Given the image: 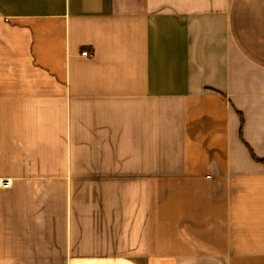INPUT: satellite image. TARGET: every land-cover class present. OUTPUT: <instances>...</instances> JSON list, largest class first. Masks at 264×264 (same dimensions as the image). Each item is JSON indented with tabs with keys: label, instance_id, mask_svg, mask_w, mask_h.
<instances>
[{
	"label": "crops",
	"instance_id": "1",
	"mask_svg": "<svg viewBox=\"0 0 264 264\" xmlns=\"http://www.w3.org/2000/svg\"><path fill=\"white\" fill-rule=\"evenodd\" d=\"M263 159L264 0H0V264H264Z\"/></svg>",
	"mask_w": 264,
	"mask_h": 264
},
{
	"label": "built area",
	"instance_id": "2",
	"mask_svg": "<svg viewBox=\"0 0 264 264\" xmlns=\"http://www.w3.org/2000/svg\"><path fill=\"white\" fill-rule=\"evenodd\" d=\"M84 56H91V53L88 50L82 52ZM12 186L11 179L0 178V190L8 189Z\"/></svg>",
	"mask_w": 264,
	"mask_h": 264
},
{
	"label": "trees",
	"instance_id": "3",
	"mask_svg": "<svg viewBox=\"0 0 264 264\" xmlns=\"http://www.w3.org/2000/svg\"><path fill=\"white\" fill-rule=\"evenodd\" d=\"M264 160V159H263Z\"/></svg>",
	"mask_w": 264,
	"mask_h": 264
}]
</instances>
